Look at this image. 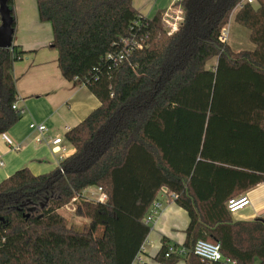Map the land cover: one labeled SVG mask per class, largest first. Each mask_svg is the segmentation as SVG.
Masks as SVG:
<instances>
[{
    "label": "trees",
    "instance_id": "1",
    "mask_svg": "<svg viewBox=\"0 0 264 264\" xmlns=\"http://www.w3.org/2000/svg\"><path fill=\"white\" fill-rule=\"evenodd\" d=\"M177 6L182 18L169 32L164 10L146 17L133 0H37L62 75L100 104L67 131L74 152L56 168H22L0 183V264H134L163 187L189 224L182 246L164 239L157 262L219 264L193 253L203 239L237 264H264V216L234 220L226 205L264 181V0ZM234 11L255 48L221 38ZM25 54L0 48V133L22 117L13 70ZM92 186L108 199H87ZM70 203L86 228L59 212Z\"/></svg>",
    "mask_w": 264,
    "mask_h": 264
},
{
    "label": "crops",
    "instance_id": "2",
    "mask_svg": "<svg viewBox=\"0 0 264 264\" xmlns=\"http://www.w3.org/2000/svg\"><path fill=\"white\" fill-rule=\"evenodd\" d=\"M133 4L146 17H153L159 10L165 11L173 7L172 0H133ZM13 8L16 20L13 44L26 51L24 57L15 62L13 70L19 97L17 105L25 113L4 132L12 139L14 146L9 145L4 140L3 133H0V183L22 168H29L34 175L56 168L61 152L54 151L59 145L52 141L61 137L63 140L60 145L66 148L64 157L72 154L74 147L66 139L67 131L100 104L88 86L78 79L67 80L62 75L58 51L49 46L53 38L52 27L49 23L40 21L37 0H13ZM234 16L235 13L231 19L233 17L234 20ZM233 30L231 40L227 42L234 49L255 48L249 39L248 29L245 32L237 28ZM215 60L208 67L215 66L217 58ZM32 122L44 123L48 127L47 132L41 135L31 129ZM92 187L94 190L91 192H97V186ZM85 190L84 195H88L89 192L86 193ZM161 194L158 198L163 202V207L151 224L140 252L142 264H161L154 258L164 239L178 246H182L186 240L185 230L189 224L187 211ZM242 194L249 196L250 204L232 214L233 219L252 220L264 216V181ZM176 264L186 263L180 260Z\"/></svg>",
    "mask_w": 264,
    "mask_h": 264
},
{
    "label": "built area",
    "instance_id": "3",
    "mask_svg": "<svg viewBox=\"0 0 264 264\" xmlns=\"http://www.w3.org/2000/svg\"><path fill=\"white\" fill-rule=\"evenodd\" d=\"M173 1V7L165 10L163 15V22L168 25L169 32H174L177 30L178 25L182 18V10L180 6H177V3L181 2L182 0H172ZM244 3H250L255 4L257 3V0H244ZM175 6H177L175 8ZM228 35V29L225 27L221 31V38L227 40ZM13 108L18 111L21 115L25 113V110L20 108L17 105V102L13 105ZM31 129L38 131L41 135H43L45 132H47L48 127L44 123H35L32 122L30 124ZM4 140L9 144L14 146L12 139L6 134H2ZM61 137H56L52 142L56 146L54 148V151L61 152L59 155V164L61 161L65 159L64 157V151L66 150L65 146H61L62 143ZM162 193V194H161ZM160 194L166 197V199L174 201L176 198V194L173 192H169L166 187H163L160 191ZM87 199L98 201V202H105L108 199L107 194L103 191L101 187H97V192H90L89 195H84ZM76 198L73 199L75 201ZM250 204V198L247 194H241L236 197H232L227 201V209L230 213L234 214L241 210L242 208L246 207ZM163 207V202L159 198L153 201L148 214L146 215L145 222L148 224H152L155 217L158 215V213L161 211ZM143 248V246H142ZM170 251H173V248L170 247ZM182 254L186 253L185 249H181L180 251ZM193 253L197 256L209 261V262H217L219 264H237V261L235 259H232L228 256H225L221 250V244L210 242L207 240L199 239L196 241V243L193 246ZM168 255V254H167ZM135 264H142L140 254L136 257Z\"/></svg>",
    "mask_w": 264,
    "mask_h": 264
},
{
    "label": "rangeland",
    "instance_id": "4",
    "mask_svg": "<svg viewBox=\"0 0 264 264\" xmlns=\"http://www.w3.org/2000/svg\"><path fill=\"white\" fill-rule=\"evenodd\" d=\"M235 11H234V13H235ZM164 25L168 29V25L166 23ZM226 28L228 29L227 41H230L231 40L232 32L234 31L233 30L234 28L241 29V31H243V32L248 31L247 28H244L243 26H241L238 23H236L233 20V17L230 20V22L227 24ZM230 31H231V33H230ZM245 38L246 37L243 34V41L246 40ZM215 61H216L215 58L212 59L211 61L208 62V65L210 66ZM93 188L94 187L88 188L87 190H85V192L86 193L87 192L90 193L92 190H94ZM89 193H87V194L89 195ZM59 212L61 213V215H63L66 218V221L70 225H74V226L80 227V228H86L88 226L89 220L87 218H85V217H82V216H79V215L76 214V212H75V205L73 203H70L67 206H65L64 208L60 209Z\"/></svg>",
    "mask_w": 264,
    "mask_h": 264
},
{
    "label": "water",
    "instance_id": "5",
    "mask_svg": "<svg viewBox=\"0 0 264 264\" xmlns=\"http://www.w3.org/2000/svg\"><path fill=\"white\" fill-rule=\"evenodd\" d=\"M0 48H10L13 44V18L8 6V0H0Z\"/></svg>",
    "mask_w": 264,
    "mask_h": 264
}]
</instances>
